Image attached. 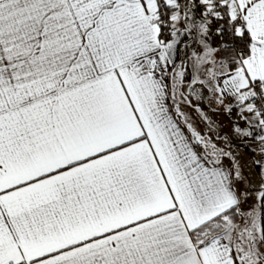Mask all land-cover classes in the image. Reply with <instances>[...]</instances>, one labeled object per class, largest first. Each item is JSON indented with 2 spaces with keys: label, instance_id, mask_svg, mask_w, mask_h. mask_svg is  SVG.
Listing matches in <instances>:
<instances>
[{
  "label": "snow or ice",
  "instance_id": "snow-or-ice-1",
  "mask_svg": "<svg viewBox=\"0 0 264 264\" xmlns=\"http://www.w3.org/2000/svg\"><path fill=\"white\" fill-rule=\"evenodd\" d=\"M0 264H264V0H0Z\"/></svg>",
  "mask_w": 264,
  "mask_h": 264
}]
</instances>
